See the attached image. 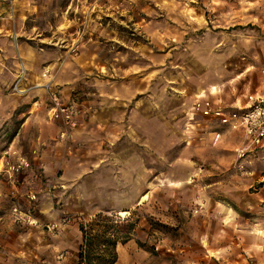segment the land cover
<instances>
[{
  "label": "rangeland",
  "instance_id": "rangeland-1",
  "mask_svg": "<svg viewBox=\"0 0 264 264\" xmlns=\"http://www.w3.org/2000/svg\"><path fill=\"white\" fill-rule=\"evenodd\" d=\"M47 2L51 23L37 18L39 35L22 39L50 57L40 65L45 82L33 73L34 86L17 95V73L0 72V236L12 224L16 264H41L51 252L52 264H77L79 225L97 215L119 242L133 240L142 264H264V150L239 157L242 133L200 114L196 129L182 126L196 89L216 84L226 99L264 92V0ZM91 76L142 88L130 106L147 117L132 119L137 128L124 141L136 157L125 186L136 197L117 204L89 196L97 182L108 186L93 143L77 145L80 160L92 159L66 168L68 186L44 173L47 159L69 154L75 131L56 134L49 92L65 79L72 93L86 92ZM212 130L222 134L217 142Z\"/></svg>",
  "mask_w": 264,
  "mask_h": 264
},
{
  "label": "crops",
  "instance_id": "crops-1",
  "mask_svg": "<svg viewBox=\"0 0 264 264\" xmlns=\"http://www.w3.org/2000/svg\"><path fill=\"white\" fill-rule=\"evenodd\" d=\"M47 3V0H43L42 3L38 5L35 0H0V72L5 73L7 71H14L18 73L19 62H21L24 69V77L20 86L25 90H27L29 86H34V84L28 85L29 78L33 73L34 76L38 77L40 85L45 82H43V71L45 70V66L40 68V65L46 62L50 57H48L44 49L38 51L42 53L29 51V46L25 44L22 39L39 35V31L35 26L37 18H42L44 23H51L49 18L50 9L46 7ZM45 37L44 35V38ZM35 58L37 59L36 63L34 62ZM77 64L82 68L87 66L81 62ZM68 80L69 79L57 81L60 85H54V87L61 101L67 102L75 100L79 102L80 113L77 120V128L72 135V149L67 156L55 153L56 155L53 156L51 160L47 159L45 161V175L48 176L49 181L56 182L59 186H68V179H66L64 175L66 168L75 164L79 165L84 159L89 163L92 159L84 157V159L80 160L81 157L79 158L76 153L77 145L82 143V146L84 144L85 146L83 147L86 148L90 147V144L93 143L94 146L92 145V147H94V152H96V155H93V157H95L94 161H96V164L100 165L101 160H105V162L108 163L104 164V166L106 165L107 167L101 169L100 172L102 178L101 183H105L103 177L106 176V184L108 186L100 187L99 182H97V186L92 192L93 196L88 195L92 200L106 199L114 201L116 204L122 199H133V197H136L133 196L135 191L133 192L125 185L131 183L132 177L128 170L136 157L131 155L130 147L125 145L124 141L126 140V136H129V134L137 128V124L133 125L131 123L132 119L136 115L139 117V121L142 119L145 120L147 117L145 108H142V106L137 113L135 112V105L133 107L130 106L132 99L137 93L140 94L142 92V88H133L130 78H123L122 82L117 83L115 80L101 81L91 76L88 82H86L89 86V89H87L88 91H74V93H72L74 85ZM89 93L92 94L93 100L87 98ZM199 95L210 98L213 102L225 109H238L248 103L249 97L264 96V92L245 91L243 93H233L231 96L228 95L226 99L223 95L222 87L216 84H210L203 88L196 89L193 93L194 99ZM46 105L48 106L47 109L51 107L49 104ZM197 114L198 113H193L191 109L184 114L183 119L185 120L182 126H184V129L188 132L196 129L197 123L193 119V116ZM51 122L56 134H58L60 130L59 122ZM106 142L108 143V148L103 150L102 146ZM261 149L264 150V147H259L250 154L254 155ZM86 152H89V150ZM83 156H86V154ZM101 167H103V163ZM58 168L63 169V175L59 178L54 174L52 175L53 170ZM107 168L108 173L106 174L105 169ZM117 185H123V188L120 186L117 187ZM85 197L86 196H84V198ZM2 230L5 233L0 236V264H16L14 261L16 259L15 256L18 254L14 250L17 241L15 238L16 232L13 230L12 224L5 225ZM59 248H61V245H59ZM134 249L135 243L129 237L123 242L116 244L115 251L117 253V261L115 264H142V262L135 258L136 254H134ZM130 253L134 255H130ZM51 255L52 252L47 257L39 258V263L52 264L53 260ZM53 258H55V253L53 254ZM56 259L57 258H55V260ZM56 263L59 262L56 261Z\"/></svg>",
  "mask_w": 264,
  "mask_h": 264
},
{
  "label": "built area",
  "instance_id": "built-area-1",
  "mask_svg": "<svg viewBox=\"0 0 264 264\" xmlns=\"http://www.w3.org/2000/svg\"><path fill=\"white\" fill-rule=\"evenodd\" d=\"M24 77L22 63L19 64V71L16 75L13 91L17 94L24 93L21 82ZM45 87L50 90L49 83ZM51 107L48 111V118L51 121H58L60 124V138H67L77 127V120L80 113L79 102L72 100L63 102L59 99L56 89L49 92ZM193 113L214 119L220 125L227 126L234 131H240L243 135V144L237 149L239 157L252 153L259 147H264V96H251L248 103L238 109H225L213 102L210 98L197 96L191 106ZM221 132L214 130L211 133L213 142L221 139ZM16 214V209H14Z\"/></svg>",
  "mask_w": 264,
  "mask_h": 264
},
{
  "label": "trees",
  "instance_id": "trees-1",
  "mask_svg": "<svg viewBox=\"0 0 264 264\" xmlns=\"http://www.w3.org/2000/svg\"><path fill=\"white\" fill-rule=\"evenodd\" d=\"M103 217L97 215L92 223L79 225L82 241L77 264H115L117 261L115 247L122 238L112 225L102 223Z\"/></svg>",
  "mask_w": 264,
  "mask_h": 264
},
{
  "label": "bare ground",
  "instance_id": "bare-ground-1",
  "mask_svg": "<svg viewBox=\"0 0 264 264\" xmlns=\"http://www.w3.org/2000/svg\"><path fill=\"white\" fill-rule=\"evenodd\" d=\"M123 213V212H122Z\"/></svg>",
  "mask_w": 264,
  "mask_h": 264
}]
</instances>
